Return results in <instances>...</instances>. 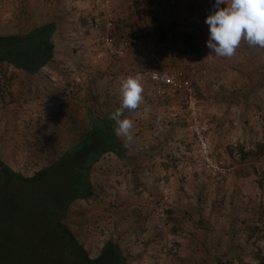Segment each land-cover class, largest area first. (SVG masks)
<instances>
[{
    "label": "rangeland",
    "instance_id": "1",
    "mask_svg": "<svg viewBox=\"0 0 264 264\" xmlns=\"http://www.w3.org/2000/svg\"><path fill=\"white\" fill-rule=\"evenodd\" d=\"M214 4L113 0L115 17L126 19L116 31L125 55L115 59L92 27L99 13L88 0H0V36L57 25L55 58L39 75L0 67V161L17 174L57 162L90 108L121 106V82L143 77L142 102L127 110L133 141L121 137L127 159L106 155L95 165L96 198L71 204L63 221L92 259L114 241L128 264H264V51L244 42L230 58L212 55L205 21ZM151 53L192 81L196 114L185 95L156 93ZM52 179L49 197L67 186L57 171ZM30 214L21 201H1L4 263H30L53 240L49 229L40 235L43 216Z\"/></svg>",
    "mask_w": 264,
    "mask_h": 264
},
{
    "label": "trees",
    "instance_id": "2",
    "mask_svg": "<svg viewBox=\"0 0 264 264\" xmlns=\"http://www.w3.org/2000/svg\"><path fill=\"white\" fill-rule=\"evenodd\" d=\"M125 22L126 19L118 21L116 18L118 33L123 34L122 25ZM56 30L57 25L49 23L26 33L0 36V67L11 66L28 75H39L55 58L56 46L53 39ZM160 32L166 35L167 30L162 27ZM120 39L117 36L116 44L119 45ZM163 69L166 70L164 67ZM119 107L106 102L100 106L99 111L90 108L86 128L82 132H75L79 137L77 143L59 157L57 162L35 173L33 177L17 174L0 161V196L5 192L11 203H25V209L30 210L34 219L35 216H43L42 223L35 219L36 225L42 228L40 235L43 236L45 229L53 234L48 249H42V256L27 264H128L120 245L114 241L107 242L100 256L92 259L76 235L63 222L71 204L78 200L96 198L97 193L91 177L94 166L106 155H114L120 160L128 157V148L121 137L116 135L115 122L109 119L111 113ZM124 117L129 118L127 110L124 111ZM55 171L59 177L65 178L67 186L63 193L49 197L44 185L53 180ZM8 193H15L14 202ZM0 198L1 203L5 198ZM15 208H18L19 213L25 211L19 206ZM0 264L6 263L0 260Z\"/></svg>",
    "mask_w": 264,
    "mask_h": 264
},
{
    "label": "clouds",
    "instance_id": "3",
    "mask_svg": "<svg viewBox=\"0 0 264 264\" xmlns=\"http://www.w3.org/2000/svg\"><path fill=\"white\" fill-rule=\"evenodd\" d=\"M214 9L205 21L209 26L207 47L212 55L230 58L242 41L249 47L264 48V0H215ZM142 93V75L124 79L120 86L121 106L109 116L115 122L116 135L125 137L128 143L133 141L134 122L124 117V111L137 109Z\"/></svg>",
    "mask_w": 264,
    "mask_h": 264
},
{
    "label": "built area",
    "instance_id": "4",
    "mask_svg": "<svg viewBox=\"0 0 264 264\" xmlns=\"http://www.w3.org/2000/svg\"><path fill=\"white\" fill-rule=\"evenodd\" d=\"M88 1L91 3L93 9L99 13L98 17L92 22V27L100 33L99 37L104 51L108 52L115 59L124 57L125 51L123 46L116 44V17L113 9V0ZM150 56L153 62L151 68L147 71V75L156 93L159 96L170 92L185 95V99L191 106L192 112L196 114L195 91L192 81L182 71L169 72L164 70L160 58L154 53H151ZM204 74L205 72L201 76ZM195 130L198 136L201 137L202 133L199 125H196Z\"/></svg>",
    "mask_w": 264,
    "mask_h": 264
},
{
    "label": "crops",
    "instance_id": "5",
    "mask_svg": "<svg viewBox=\"0 0 264 264\" xmlns=\"http://www.w3.org/2000/svg\"><path fill=\"white\" fill-rule=\"evenodd\" d=\"M73 24H75V23H73ZM242 43H244V42L242 41L241 44H242ZM253 48L258 49V50L261 51V52L264 51V48H260V47H258V46H257V47H253Z\"/></svg>",
    "mask_w": 264,
    "mask_h": 264
}]
</instances>
